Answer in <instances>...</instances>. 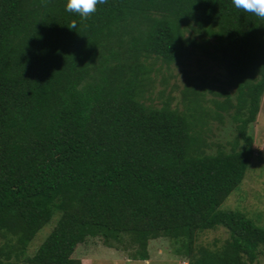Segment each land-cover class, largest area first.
<instances>
[{"label":"trees","instance_id":"1","mask_svg":"<svg viewBox=\"0 0 264 264\" xmlns=\"http://www.w3.org/2000/svg\"><path fill=\"white\" fill-rule=\"evenodd\" d=\"M65 4L0 0V208L15 211L21 246L58 214L24 264H79L71 255L86 228L172 234L187 264L253 263L264 228L218 206L252 155L264 20L232 0H107L87 20ZM181 20L224 42L220 59L236 95L212 105L235 123L227 152L188 155L209 110L188 94L180 112L140 104L145 75L136 50L110 51L138 32L163 63L180 62ZM94 62L107 65L96 80L103 87L84 82ZM127 70L130 77L120 75ZM217 228L227 233L219 246L193 247L199 233Z\"/></svg>","mask_w":264,"mask_h":264},{"label":"rangeland","instance_id":"2","mask_svg":"<svg viewBox=\"0 0 264 264\" xmlns=\"http://www.w3.org/2000/svg\"><path fill=\"white\" fill-rule=\"evenodd\" d=\"M184 40V55L180 62L165 64L159 55L144 46V36L133 32L121 42L113 43L110 51L122 48L136 50L144 68L145 82L137 97L140 104L172 111L183 109V95L196 98L197 104L209 110L204 120L192 130L193 145L188 155L214 154L229 151L236 144L235 123L231 111L213 107L212 101H234L236 91L229 81L220 59L223 40L207 37L191 21H180ZM108 66L116 62L108 59ZM107 65L93 63L84 82H96ZM131 71L123 72L130 77ZM98 83V82H96ZM101 87L105 82L98 83ZM195 94V97L193 96ZM252 136V155L236 187L220 202L218 208L236 211L254 225L264 228V90L254 122L249 126ZM58 217L54 213L23 246L16 239L18 220L15 211L0 208V260L9 264H24L38 244L48 234ZM14 224L9 230L8 225ZM227 233L222 228L199 233L193 247L219 246ZM72 258L79 264H187L186 248L180 238L166 232L113 233L109 230L86 228L76 243ZM251 264H264V247Z\"/></svg>","mask_w":264,"mask_h":264},{"label":"clouds","instance_id":"3","mask_svg":"<svg viewBox=\"0 0 264 264\" xmlns=\"http://www.w3.org/2000/svg\"><path fill=\"white\" fill-rule=\"evenodd\" d=\"M107 0H66L65 10L75 13L82 20H87L97 11L98 5L106 4ZM233 6L246 13L264 20V0H232ZM76 23L72 22L70 29H74Z\"/></svg>","mask_w":264,"mask_h":264}]
</instances>
